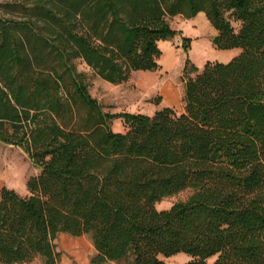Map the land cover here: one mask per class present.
<instances>
[{"label":"trees","instance_id":"obj_1","mask_svg":"<svg viewBox=\"0 0 264 264\" xmlns=\"http://www.w3.org/2000/svg\"><path fill=\"white\" fill-rule=\"evenodd\" d=\"M200 13L217 49L242 52L187 61L184 112L104 111L77 62L114 85L156 72L168 17ZM0 142L41 168L27 196L0 180V264H59L62 233L91 236V264H264V0L0 3Z\"/></svg>","mask_w":264,"mask_h":264},{"label":"rangeland","instance_id":"obj_2","mask_svg":"<svg viewBox=\"0 0 264 264\" xmlns=\"http://www.w3.org/2000/svg\"><path fill=\"white\" fill-rule=\"evenodd\" d=\"M5 1L9 0H0V3ZM168 22L179 34L169 41L160 42L162 55L159 59L160 69L156 72H134L127 82L114 85L95 75L81 61L77 62L78 70L87 73L92 97L98 100L104 111L112 114L130 112L152 116L164 97L185 108L184 68L188 60L189 67L194 65L201 71L209 61L228 63L242 52L241 49L219 50L214 46L216 30L204 13H200L194 19H187L183 15L168 17ZM232 24L239 29V22L232 21ZM184 37L192 39L188 51L183 47ZM111 128L117 133L126 131L121 118L112 121ZM40 173L41 168L21 148L0 142V180L4 185L27 196L28 181ZM192 194L193 191L190 189L182 191L163 199L156 204V208L160 211L169 210L176 203L186 201ZM62 234H59L56 240L58 251L62 253L59 264H91L97 253L91 236L72 237ZM161 258L167 264H184L191 260L185 253ZM130 261L109 264H130ZM213 261L214 258L210 260ZM27 264H46V261L38 256Z\"/></svg>","mask_w":264,"mask_h":264},{"label":"crops","instance_id":"obj_3","mask_svg":"<svg viewBox=\"0 0 264 264\" xmlns=\"http://www.w3.org/2000/svg\"><path fill=\"white\" fill-rule=\"evenodd\" d=\"M173 102H174V100L167 98V97H164V99L162 100L160 105L155 108L154 113L157 112L158 110L162 109V108H165V107L174 108L178 112L183 113L185 110L184 106L183 105L178 106L177 104H175ZM62 235H64V233Z\"/></svg>","mask_w":264,"mask_h":264}]
</instances>
